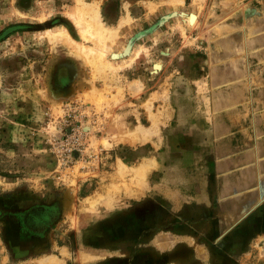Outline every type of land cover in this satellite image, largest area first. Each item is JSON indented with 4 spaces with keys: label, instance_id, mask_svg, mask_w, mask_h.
I'll list each match as a JSON object with an SVG mask.
<instances>
[{
    "label": "rangeland",
    "instance_id": "rangeland-1",
    "mask_svg": "<svg viewBox=\"0 0 264 264\" xmlns=\"http://www.w3.org/2000/svg\"><path fill=\"white\" fill-rule=\"evenodd\" d=\"M260 5L0 0V264H264Z\"/></svg>",
    "mask_w": 264,
    "mask_h": 264
},
{
    "label": "crops",
    "instance_id": "crops-1",
    "mask_svg": "<svg viewBox=\"0 0 264 264\" xmlns=\"http://www.w3.org/2000/svg\"><path fill=\"white\" fill-rule=\"evenodd\" d=\"M257 1H258V3H262V2H263V0H257ZM262 8H263V7H261V5H260V6L258 7V10L262 12L261 17L263 18V17H264V10H263ZM258 19H259L258 26H259L260 32H262V29H261V25H262V23H261V20H260L261 18L259 17Z\"/></svg>",
    "mask_w": 264,
    "mask_h": 264
},
{
    "label": "built area",
    "instance_id": "built-area-1",
    "mask_svg": "<svg viewBox=\"0 0 264 264\" xmlns=\"http://www.w3.org/2000/svg\"><path fill=\"white\" fill-rule=\"evenodd\" d=\"M80 140V139H79ZM79 140H76V143L74 145H80Z\"/></svg>",
    "mask_w": 264,
    "mask_h": 264
}]
</instances>
